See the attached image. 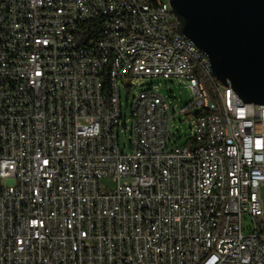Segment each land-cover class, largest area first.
I'll use <instances>...</instances> for the list:
<instances>
[{
	"label": "built area",
	"instance_id": "obj_1",
	"mask_svg": "<svg viewBox=\"0 0 264 264\" xmlns=\"http://www.w3.org/2000/svg\"><path fill=\"white\" fill-rule=\"evenodd\" d=\"M176 26L170 0H0V264H264V105L211 73L212 100ZM148 78L218 108L195 150Z\"/></svg>",
	"mask_w": 264,
	"mask_h": 264
},
{
	"label": "water",
	"instance_id": "obj_2",
	"mask_svg": "<svg viewBox=\"0 0 264 264\" xmlns=\"http://www.w3.org/2000/svg\"><path fill=\"white\" fill-rule=\"evenodd\" d=\"M178 35L244 104L264 105V0H170Z\"/></svg>",
	"mask_w": 264,
	"mask_h": 264
},
{
	"label": "rangeland",
	"instance_id": "obj_3",
	"mask_svg": "<svg viewBox=\"0 0 264 264\" xmlns=\"http://www.w3.org/2000/svg\"><path fill=\"white\" fill-rule=\"evenodd\" d=\"M142 83L155 86L156 92L168 99V101L170 102L172 115L170 120V128L173 136L172 144L185 146L187 140L193 136V131L190 129L189 123L192 114L196 111H201V109L196 108L195 106L191 110H186L184 112H182V109H184L190 103L199 101V99H195L194 93L189 88L188 84L184 80L179 78H172L170 80H166L163 78H148L143 80ZM125 84L129 85V89H131V85L138 86L139 81L132 83V80L126 79ZM125 89L128 88L122 85L123 111H127L129 113L130 110L127 105V93ZM174 112H177L178 114L174 115ZM128 143L129 136L122 128L120 132V144L121 146H124ZM261 196L264 201V187L261 190Z\"/></svg>",
	"mask_w": 264,
	"mask_h": 264
},
{
	"label": "bare ground",
	"instance_id": "obj_4",
	"mask_svg": "<svg viewBox=\"0 0 264 264\" xmlns=\"http://www.w3.org/2000/svg\"><path fill=\"white\" fill-rule=\"evenodd\" d=\"M170 10H172L170 5ZM173 18H175L173 14ZM103 41L106 42H114V34L112 33H103ZM111 53H121V46L120 45H112L111 46ZM200 69L203 71L202 73H205V75L210 76L211 78V70L209 66H200ZM198 79V77H197ZM200 80V89L202 91H207L205 85ZM122 85L126 88H130L129 85L125 84V81H122ZM227 92H229L231 100H233V104H240V99L235 95L233 90L230 87H227ZM200 108L201 111L203 110L202 114L195 115V118H204L205 116V127H213V123H217L218 120V108L216 106L210 105V104H201L200 105V99L197 102L192 103V107ZM200 111V110H199Z\"/></svg>",
	"mask_w": 264,
	"mask_h": 264
},
{
	"label": "trees",
	"instance_id": "obj_5",
	"mask_svg": "<svg viewBox=\"0 0 264 264\" xmlns=\"http://www.w3.org/2000/svg\"><path fill=\"white\" fill-rule=\"evenodd\" d=\"M203 71L201 69H199L197 66L195 67V76L198 77L199 80H201L202 82H204L203 84L205 85L209 96L211 97L212 100H216V95L214 93V80L212 79V77L210 78V76L205 75V73H202ZM202 111H196L194 114H202ZM185 146L187 148H189L190 150H195L199 144L196 141V139L192 136L191 138H189L185 144Z\"/></svg>",
	"mask_w": 264,
	"mask_h": 264
}]
</instances>
